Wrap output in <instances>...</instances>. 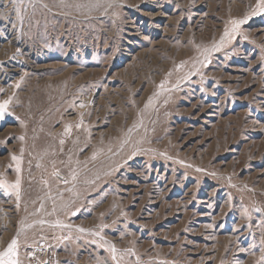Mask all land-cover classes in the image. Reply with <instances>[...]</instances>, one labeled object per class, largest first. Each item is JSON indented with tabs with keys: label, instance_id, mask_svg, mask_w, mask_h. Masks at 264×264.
Masks as SVG:
<instances>
[{
	"label": "rangeland",
	"instance_id": "rangeland-1",
	"mask_svg": "<svg viewBox=\"0 0 264 264\" xmlns=\"http://www.w3.org/2000/svg\"><path fill=\"white\" fill-rule=\"evenodd\" d=\"M0 106V264H264V0H0Z\"/></svg>",
	"mask_w": 264,
	"mask_h": 264
},
{
	"label": "snow or ice",
	"instance_id": "snow-or-ice-1",
	"mask_svg": "<svg viewBox=\"0 0 264 264\" xmlns=\"http://www.w3.org/2000/svg\"><path fill=\"white\" fill-rule=\"evenodd\" d=\"M8 101H5L4 102V105H7ZM2 107V106H0ZM81 231H83V229H81ZM16 246H17V241L16 240H13L11 242V244L9 245L8 247V250L0 255L4 256V257H7L10 253H13L15 250H16ZM4 264H8L7 261L4 262ZM11 264H17L16 261H12Z\"/></svg>",
	"mask_w": 264,
	"mask_h": 264
}]
</instances>
